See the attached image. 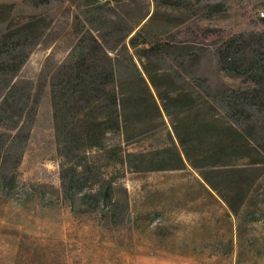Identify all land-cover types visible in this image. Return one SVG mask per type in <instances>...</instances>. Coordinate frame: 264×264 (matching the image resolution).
<instances>
[{
  "label": "trees",
  "instance_id": "trees-1",
  "mask_svg": "<svg viewBox=\"0 0 264 264\" xmlns=\"http://www.w3.org/2000/svg\"><path fill=\"white\" fill-rule=\"evenodd\" d=\"M18 2L0 0V197L19 205L63 201L75 216L93 217L112 232L149 215L133 210L125 181L130 174L264 164V72L261 50L248 51L254 40L228 42L223 32L205 28L202 41L180 42L166 32L156 34L153 14L122 34L126 11H113L116 18L100 29L105 26H96L89 9L86 21L75 14L68 24L75 40L67 55L25 78L21 70L30 53L49 45L57 30L51 10L71 3L25 0L31 10L21 15ZM86 2L83 6L101 5ZM162 2L177 6L180 0ZM255 19L264 25V17ZM212 35L217 39H206ZM46 86L59 155L58 187L24 183L19 173ZM233 180L249 182L239 176ZM235 213L237 260L264 256V236L245 229L253 223L264 228V183ZM156 216L154 211L150 220ZM164 232L157 230V237ZM170 238L185 254L190 245L223 247V253L232 247L231 237L223 243L175 234L178 245Z\"/></svg>",
  "mask_w": 264,
  "mask_h": 264
},
{
  "label": "rangeland",
  "instance_id": "rangeland-1",
  "mask_svg": "<svg viewBox=\"0 0 264 264\" xmlns=\"http://www.w3.org/2000/svg\"><path fill=\"white\" fill-rule=\"evenodd\" d=\"M84 1L88 0H70V6L59 4L51 10L58 21L53 40L32 50L21 70L22 77L36 76L41 68L67 55L75 40L68 24L75 14L86 21L89 9L97 27L115 19L113 11L118 14L126 11L122 16V34L144 15L153 14L156 34L166 32L180 42L193 44L190 42L193 37L202 41L205 28L211 34L223 32L222 38L228 42L254 40L248 51L260 53L261 50L259 63L264 72V25L255 19L264 10V0H180L177 6L164 5L162 0H99L98 7L83 6ZM17 10L22 15L31 7L25 0H19ZM47 91L46 86L19 173L24 183L46 182L58 187L59 155ZM236 176L249 182L234 181ZM125 181L135 206L133 210L149 215L135 226L112 232L93 217L75 216L63 201L44 206L34 199L19 205L0 197V264H264V256L257 254L237 260L234 232L235 212L245 197L257 192L264 183V164L130 174ZM154 211L157 216L151 221ZM223 211L228 212L225 219L221 217ZM252 225L245 228L248 235L264 236L263 226ZM162 229L165 236L158 238L156 231ZM185 233L204 235L209 241L223 243L231 237L232 247L223 253V247L203 249L190 245V251L185 254L181 252L184 247H172L170 238L173 236L178 245L175 234Z\"/></svg>",
  "mask_w": 264,
  "mask_h": 264
},
{
  "label": "built area",
  "instance_id": "built-area-1",
  "mask_svg": "<svg viewBox=\"0 0 264 264\" xmlns=\"http://www.w3.org/2000/svg\"><path fill=\"white\" fill-rule=\"evenodd\" d=\"M258 15H259V17H262L263 18L264 17V10L263 11L260 10L259 13H258Z\"/></svg>",
  "mask_w": 264,
  "mask_h": 264
}]
</instances>
